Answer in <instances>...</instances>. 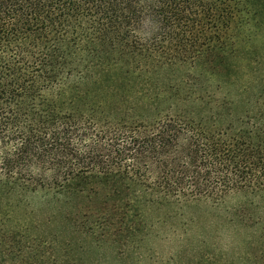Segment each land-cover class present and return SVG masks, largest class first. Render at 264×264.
I'll use <instances>...</instances> for the list:
<instances>
[{
    "label": "trees",
    "instance_id": "16d2710c",
    "mask_svg": "<svg viewBox=\"0 0 264 264\" xmlns=\"http://www.w3.org/2000/svg\"><path fill=\"white\" fill-rule=\"evenodd\" d=\"M263 32L264 0H0V264H60L12 227L37 191L81 200L85 230L123 239L148 205L264 195V88L232 117L228 99L186 108L194 85L161 83L176 66L203 89L229 79ZM165 90L175 114L154 107Z\"/></svg>",
    "mask_w": 264,
    "mask_h": 264
},
{
    "label": "rangeland",
    "instance_id": "374dc122",
    "mask_svg": "<svg viewBox=\"0 0 264 264\" xmlns=\"http://www.w3.org/2000/svg\"><path fill=\"white\" fill-rule=\"evenodd\" d=\"M237 48L231 64L237 75L209 79V85L203 84L208 89L200 88L198 70L189 66L161 74V83L193 84L198 98L183 96L186 108H201L199 98L211 95L216 101H231L232 117L241 115L259 104L257 95L264 88V32ZM159 93L154 107L162 115L175 114V101L166 96L171 93ZM84 206L78 199L37 191L13 208L12 227L26 228L30 238L51 243L60 264H264V195L231 192L218 202L148 205L142 211L143 229L130 239L114 230L98 229L91 235L78 214Z\"/></svg>",
    "mask_w": 264,
    "mask_h": 264
}]
</instances>
